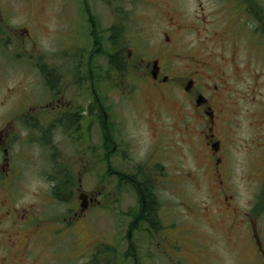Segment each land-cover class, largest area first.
Masks as SVG:
<instances>
[{
	"label": "rangeland",
	"instance_id": "1",
	"mask_svg": "<svg viewBox=\"0 0 264 264\" xmlns=\"http://www.w3.org/2000/svg\"><path fill=\"white\" fill-rule=\"evenodd\" d=\"M86 1L92 12L91 19L100 24V35L105 40V61H95L93 67L105 72L107 86L103 96L106 101L112 98L116 102L124 90L122 84L116 86L117 75L105 65L106 56L115 50L113 41L119 49L129 36H138L142 41L139 46L158 47L164 42L165 33H169L174 47L183 56L214 62V70L219 74L224 71L228 83L236 79L234 84L225 87L234 93L232 100H223L220 104L222 119L229 123L216 131L222 140L227 193L225 196L219 193L213 161L203 144L183 143L173 133V146L162 156L168 171L159 201L164 217L161 214L162 218L157 219L162 228L158 231L143 229L129 237L127 213L130 207L137 208L136 197L123 192L124 207L120 214L115 199H121V196L115 181L104 182L100 177L106 169L80 170L75 167L70 171L74 191L81 188L86 193L106 195L101 207L90 209L76 220L72 217L81 202L77 194L73 196V189L67 203L54 196L53 188L58 185L52 181L55 171L59 172L56 159L49 156L45 144L28 143L31 145L24 154V161L22 154L19 156L17 182L16 178L9 186L0 184V202L8 200L13 209L31 210L37 215L46 212L52 220L60 218V222L53 224L56 230L52 242L53 251H56L51 254L47 244L42 243V248L36 250L37 255L31 260L34 264H133L132 260L126 259H131L132 249H136L140 264H259L254 241L260 232L264 243V58L260 61L258 6L252 3L250 13L242 16V10L233 0ZM253 1L264 0L250 2ZM45 9L48 15L42 22L47 24L50 32L45 30L41 40L47 49H56L63 55L58 60H65L81 48L94 49L83 0H49ZM119 24H124L121 35L113 39L109 28ZM50 33L53 41L47 38ZM232 56H236L237 61V70L233 68L235 72L227 69L231 66ZM214 57L218 61L213 60ZM177 65L181 67V63ZM28 86L21 75L10 72L7 64L0 66V120L11 110L22 111L24 102L17 100L31 91ZM109 86L119 89L109 90ZM9 98L11 101H7ZM31 98V103L40 100V96L35 97L33 93ZM170 111L172 115H180V108L175 103L171 104ZM125 113L124 134L131 142H141L135 152L142 156L152 137L153 118L139 121L130 108H126ZM100 143L99 131L94 130L90 133V149ZM66 152L64 149L62 155L75 156V153ZM60 161L70 163L65 158ZM123 168L135 173L132 164L123 165ZM226 197L233 198L226 201ZM228 203L235 214L226 208ZM252 212L261 215L260 218L251 220L248 215ZM64 217L73 219V223L65 224ZM8 227L10 224H5L3 229ZM253 231L255 240L251 237ZM17 237L22 249L29 239L35 240L36 234L28 230ZM7 255L0 249V264ZM18 257L24 259V252Z\"/></svg>",
	"mask_w": 264,
	"mask_h": 264
},
{
	"label": "flooded vegetation",
	"instance_id": "2",
	"mask_svg": "<svg viewBox=\"0 0 264 264\" xmlns=\"http://www.w3.org/2000/svg\"><path fill=\"white\" fill-rule=\"evenodd\" d=\"M48 1L0 0V66L7 64L10 72L21 75L31 90L17 100L24 102L21 108L23 112L11 110L0 120V184L9 186L16 178L17 182L21 162L19 156L22 154L24 161V154L31 145H27L28 143L45 144V149L47 148L49 156L56 159L55 165L59 169V172L55 171L56 176L52 181L61 186L59 191L58 186L53 188L57 200L67 203L73 194L70 191H74L75 187L70 172L72 168H94L99 171L106 169L100 177L104 182L115 181L121 196V199H115L120 214L124 207L123 192L136 197L137 208L130 207L127 213L128 234L149 228L158 231L162 226H159L157 219L164 217L159 201L168 173L162 156L165 150L172 148L174 133L183 143L192 141L194 146L203 144L208 150L219 193L225 196L226 171L222 167L224 152L222 140L218 138L216 131L229 123L222 119L220 104L223 100H232L234 93L225 87L234 84L236 79L233 78L228 83L224 71L219 74L214 70V62L183 56L174 47L169 33H165L166 38L158 47L150 44L139 46L138 43L142 42L139 37L129 36L119 49L118 44L113 41L115 50L106 56L105 65L117 75L116 86H124L116 102L112 98L106 101L103 96V90L107 86L105 72L93 67L95 61H105V40L100 35V24L94 18V22L90 23L92 13L89 3L83 0L94 49L81 48L65 60H58L63 55H59L56 49H47L41 40V37H45L43 32L50 30L42 22L48 15L45 9ZM250 1L233 0L242 10V16L250 13L252 3L260 10L257 35L261 61L264 58V1ZM123 25H112L109 28L113 39L121 35ZM95 33L96 37L93 36ZM47 38L53 41L52 33ZM177 63H181L180 68L176 66ZM230 63L231 66L227 69L235 72L233 68L237 64L236 56H232ZM6 78L9 79L10 76ZM118 89L109 86V90ZM10 92L8 89V94ZM32 93L35 97L40 96L38 103H31ZM7 101H11L10 98ZM173 103L180 108L179 116L171 114ZM126 108L133 109L139 121L147 117L153 118L154 127L150 128L152 137L150 135L147 152L142 156L135 152L140 148L141 142H131L124 134ZM94 130L99 131L101 143L90 149V133ZM70 148L75 151L71 152ZM64 149L67 154L75 153V156H63ZM90 153H94V157ZM56 154L62 156L57 157ZM64 158L70 163L60 161ZM128 163L133 165L135 173L124 170L123 165ZM75 194L81 202L72 217L76 220L81 219L90 209L101 207L102 199L106 196L102 192L86 193L81 188H76L73 196ZM230 198L233 197H226V201ZM226 208L231 209L232 205L228 203ZM231 210L233 214L236 213L234 209ZM260 216L253 212L248 215L251 220ZM153 218H156L155 225L151 224ZM70 219L64 217L65 224L71 225L73 219ZM58 222L60 218L49 219L46 212L37 215L31 210L13 209L8 200L0 202V249L8 254L2 264H34L31 259L37 255L36 250L42 248V243L47 244L51 254L54 253L56 250L53 251L52 236L56 228H53V224ZM5 224H10V227L3 229ZM25 230H31L36 237L35 240L29 239L21 249L17 235L20 236ZM261 236L259 232L254 245L260 258L259 264H264V243ZM251 237L255 240L254 231ZM132 250V258L126 260L140 264L137 250ZM22 252L24 259L18 257Z\"/></svg>",
	"mask_w": 264,
	"mask_h": 264
},
{
	"label": "trees",
	"instance_id": "3",
	"mask_svg": "<svg viewBox=\"0 0 264 264\" xmlns=\"http://www.w3.org/2000/svg\"><path fill=\"white\" fill-rule=\"evenodd\" d=\"M90 12H91V10H90ZM92 13V12H91ZM92 15V14H91ZM92 22H94V19H91L90 18V23H92ZM93 36L94 37H96V33L95 34H93ZM96 39V38H95ZM61 189V186H58V188H57V191H59ZM152 225H155L156 224V218H153L152 219V223H151ZM129 256H131V255H129ZM95 264H97V263H95Z\"/></svg>",
	"mask_w": 264,
	"mask_h": 264
},
{
	"label": "water",
	"instance_id": "4",
	"mask_svg": "<svg viewBox=\"0 0 264 264\" xmlns=\"http://www.w3.org/2000/svg\"><path fill=\"white\" fill-rule=\"evenodd\" d=\"M132 234H129V237H131Z\"/></svg>",
	"mask_w": 264,
	"mask_h": 264
}]
</instances>
